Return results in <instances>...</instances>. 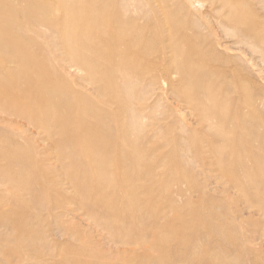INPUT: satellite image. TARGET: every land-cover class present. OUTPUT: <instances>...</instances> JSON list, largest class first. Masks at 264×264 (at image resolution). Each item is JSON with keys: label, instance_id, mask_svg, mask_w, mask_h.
I'll list each match as a JSON object with an SVG mask.
<instances>
[{"label": "rangeland", "instance_id": "obj_1", "mask_svg": "<svg viewBox=\"0 0 264 264\" xmlns=\"http://www.w3.org/2000/svg\"><path fill=\"white\" fill-rule=\"evenodd\" d=\"M167 1L180 9L179 0ZM80 2H94L107 12L106 18L91 21L99 33L116 30L123 7L138 10L136 21L149 30L158 25L149 19L144 0ZM248 2L264 22V0ZM57 7L55 14L63 17ZM195 7L189 26L182 27L186 41L215 42L219 46L207 51L208 57L234 58L227 67L212 63L219 69L212 73L175 68L171 62L180 53L169 52V61L157 68L116 63L121 69L112 66L114 71L101 56L95 58V70L65 66L71 51L49 29L51 17H42L40 26L33 17L26 21L34 31L47 33L36 37L33 32L34 39L17 34L28 45L25 53L0 49V58L18 76V65L29 56L41 60L29 67L39 77L29 87L0 91L7 99L18 90L31 95L22 116L0 121V264H264V149L249 144L252 135L233 112L248 113L250 126L255 127L251 112L264 124V56L253 40V47L244 44L248 40L238 28L239 35L223 38L221 30L209 26L213 11ZM184 16L181 11L178 19ZM105 40L95 37L93 44L116 59L125 52L123 39L122 44ZM160 50L155 44L148 48L150 56L140 55L161 62ZM82 52L90 54L88 48ZM48 70L55 79L69 81L77 95L67 104L77 103L78 116L62 113L66 100L51 92L43 78ZM37 104L53 110L46 112L62 123L60 129L32 122L47 116ZM216 107L227 111L221 126L212 117ZM78 117L92 124L83 129L81 141L72 139ZM70 124L72 130L63 131ZM220 136L227 144L239 143L238 148H222ZM91 160L98 161L94 168ZM11 162L21 165L8 168Z\"/></svg>", "mask_w": 264, "mask_h": 264}, {"label": "bare ground", "instance_id": "obj_2", "mask_svg": "<svg viewBox=\"0 0 264 264\" xmlns=\"http://www.w3.org/2000/svg\"><path fill=\"white\" fill-rule=\"evenodd\" d=\"M80 1L81 0H0V49L7 50V52L11 55L17 54L20 51H23L25 53L26 49H28V45L24 41V39L20 40L17 34L22 33L28 35L30 38H33V36L35 37L34 33H37L36 37L47 33L46 30L42 31L38 28L36 31H34L35 29L28 27L26 21L32 19L33 17V19L40 26V23L43 20L42 17H51L52 21L48 24V26L51 27L49 29H53L56 34L59 35L61 44L65 45V47L67 46V49L71 51L70 57L67 59L68 65L65 66H84L91 70H95V58L101 56L109 62L110 68L114 66L117 71H119L118 69H121L118 65L123 66L131 64H135L140 68H157L163 65L162 62H165L166 60L169 61L171 57L165 59L166 52H169L171 55L180 53L181 58L175 59L171 62L175 66V68H179L187 73L198 72V70L200 72V69H204L207 73H212L219 70L217 69V66L213 67L211 65L212 63L219 62L220 66L227 67L232 63L234 58L219 57L218 60L217 57H208L206 55V52L209 50H217L219 46L215 42L207 43L203 41L189 43L188 41H186L183 35L182 27L189 26L192 19V16L190 14L191 9L196 5L195 8H204L207 11L211 9L213 11L214 19L211 20L210 18H208L212 21H210L209 26H214V29L216 27L217 29L221 30L224 33L223 38L225 37L230 39L239 32L241 34L243 33L244 38L248 40L244 41V44L247 45V42L250 43L253 40L254 42H256V44H259L258 46L255 45L261 52L259 55L262 54V56H264V34H261V31L264 29V22L263 20L257 18V16L254 17L255 14L253 15V11L251 10L248 0H179L180 9L173 7L170 3H168L167 0H144L148 5L147 13L148 15H150L149 19L158 24L155 25V29L149 30V27L147 25L140 24L136 21L139 14L138 10L133 11L127 9L126 7H123L121 9V12L118 13L115 20L116 30L106 33H99L98 27L92 25L91 21L93 18H106L107 12L101 9L98 4L94 5V2L89 6H84L85 4ZM56 4H58L63 17L55 14V12L58 11V7L56 8ZM35 8H37L39 11L37 16L32 14V10ZM104 9L107 8L105 7ZM201 10H199L200 14L202 13ZM21 11H23V13H26L24 19L20 17L19 13ZM181 11L185 14H188V16H184L178 19ZM206 17H208V15ZM162 22L167 26H160V23ZM237 28L239 32H236ZM218 33L221 38L223 33L221 35L220 31ZM79 34H81V37ZM95 37H99V39L103 40L109 39L110 41H114L117 44H122L123 39L126 42L124 44L125 52L117 53L118 58L116 59V54L111 55L109 52L107 54L103 49V46L98 47L93 44V39ZM174 37L180 38L181 41L185 43L183 45L175 44ZM106 41L107 40H105L104 42ZM239 43V41H234L232 44H235L234 46L236 47L237 45H240ZM73 44L78 45L79 49H72ZM155 44H158L161 48L160 56H158L161 62L156 61L157 57L155 58L156 60L150 57L141 58L140 53L150 56L151 54L147 53L148 48L149 46L151 47ZM244 44L242 42L241 46ZM82 48H88L90 54L87 55L82 52ZM244 49L246 50V48ZM258 50L255 51L259 53ZM132 53L137 54L135 58L129 56V54ZM187 57H194V60H188ZM55 61L58 64L61 62L57 58L55 59ZM40 62V58L29 56L26 62L20 63L18 65V69L22 71V76H18L15 73V68L7 63H4L0 58V91L10 87H29L31 85V82L34 81L37 76L35 73L29 71V67L31 65H37ZM58 66L60 67V65ZM43 78L51 83L50 89L53 94L58 95L61 99L66 100L65 105H63L64 107L62 113L70 118L75 117L76 115L78 116V111H82V109L80 108L79 110H76L74 108L77 106V103L72 101V104H67V102L71 99V96L75 98V96L77 95L76 92L73 91L69 81L65 79H63V81L55 79L50 70H48V72L45 71ZM94 78H97V81H104L106 85L114 84V81L112 79H107L106 77L100 78L94 76ZM37 79H39L38 76ZM210 87L214 89L216 88V85L211 84ZM143 98L145 99V97ZM260 99H264V97H260ZM30 102L31 95L26 93L25 91H16L13 99H7L6 97L0 95V121H3L4 123H11L10 115L16 117L22 116L24 108L23 104ZM36 107L43 110L42 114L47 115L46 117L42 118V120H40V118L38 117H33L32 122L36 126L38 124L41 127H47L53 123L55 127L59 129L61 128L62 123L60 121L53 122L52 116L48 115V112H53L51 108L45 107L41 104H37ZM231 107L232 105L229 108ZM197 109H200L202 114L207 110H205V108L200 105L199 107H197ZM226 112L227 111L225 109H222L220 107H216L214 109L212 117L216 119L217 123L220 126L223 125L222 123H224L226 120ZM233 112L241 115V120L243 121L244 126L246 127V129H249V132L252 135L251 140H253L252 142H249V144H257L258 147L264 149V133L262 131V129L264 128V124L260 117L257 114H252V112L250 113V118L254 120L253 123L255 127H253L250 126V123L247 121L249 116L248 113H245L238 108H234ZM89 125L92 124L78 117L77 129L75 130L72 139L77 138L79 141L84 140L85 136L83 135V129L89 127ZM70 129L72 130L71 124L70 126L65 125L63 131H70ZM218 131H220L219 128L215 129V133ZM254 131L259 132V136L258 134L254 133ZM98 132L101 133L100 131ZM221 137L222 136H220L222 144L220 146L222 148H230L232 152H234L238 148L239 143H236L233 146V143L228 142V145L227 143H225L227 139L225 140ZM97 162V160H91L89 163L90 166L94 168ZM13 164L21 165V163L11 162L8 164V168H10Z\"/></svg>", "mask_w": 264, "mask_h": 264}]
</instances>
